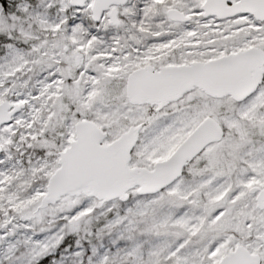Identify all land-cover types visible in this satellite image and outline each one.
I'll return each mask as SVG.
<instances>
[{
    "label": "snow or ice",
    "instance_id": "1",
    "mask_svg": "<svg viewBox=\"0 0 264 264\" xmlns=\"http://www.w3.org/2000/svg\"><path fill=\"white\" fill-rule=\"evenodd\" d=\"M0 264H264V0H0Z\"/></svg>",
    "mask_w": 264,
    "mask_h": 264
}]
</instances>
